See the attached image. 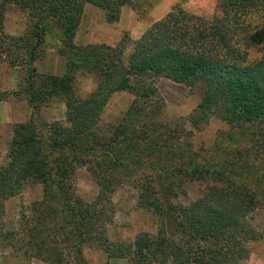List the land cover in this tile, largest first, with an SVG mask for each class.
Masks as SVG:
<instances>
[{
    "label": "trees",
    "instance_id": "16d2710c",
    "mask_svg": "<svg viewBox=\"0 0 264 264\" xmlns=\"http://www.w3.org/2000/svg\"><path fill=\"white\" fill-rule=\"evenodd\" d=\"M129 2L0 0V62L29 68L17 88L0 92V99L24 97L33 112L27 121L11 126L0 163V243L8 235L1 219L2 202L25 185L39 184V223L27 228L24 236L33 256L48 264H88L80 244L89 238L107 259L122 258L128 264H245L249 243L264 234V227L254 223L256 215L264 216V177L251 160H227L223 166L169 165L180 134L157 121L161 110L154 108L153 82L162 77L200 85V98L187 122L199 128L215 115L232 129L253 126L250 141L256 153L264 151V0H217L218 12L210 17L175 5L133 40L123 33L114 45L73 42L84 4L102 10L104 21L113 24L121 6ZM11 4L25 12L30 24L20 36L3 29ZM45 38L60 46L64 57L60 75L37 73L31 66ZM249 46H257V58L248 57ZM77 71L91 73L95 81L82 97L72 93ZM120 90L133 95L132 106L121 119L123 127L108 135L99 133L101 110ZM54 96L63 98V119L35 120L34 112ZM155 130L157 138L150 136ZM95 155L101 161L92 162ZM84 165L98 185L89 202L73 193L71 179L75 168ZM128 166L152 171L157 178L164 168L185 172L191 179L205 180V187L181 204L170 202L161 187L158 198L149 184L140 185L137 204L153 210L155 232L139 231L131 241H110L105 237L110 216L102 209L111 207L110 184L116 183L111 173ZM43 199L50 205L44 206Z\"/></svg>",
    "mask_w": 264,
    "mask_h": 264
},
{
    "label": "rangeland",
    "instance_id": "374dc122",
    "mask_svg": "<svg viewBox=\"0 0 264 264\" xmlns=\"http://www.w3.org/2000/svg\"><path fill=\"white\" fill-rule=\"evenodd\" d=\"M130 1L121 6L118 21L113 24L106 23L105 26L99 21L97 10H86L73 42L86 44L91 43L87 42L90 39L94 43L114 45L123 33L129 40H133L151 22L164 16L175 5L204 17H210L218 12L217 0ZM4 15L3 29L7 34L20 36L30 28V24L25 18V12L18 7L12 4L8 5ZM90 30H92L91 37L88 33ZM52 32L58 36L56 28H53ZM44 41V45L37 50L36 58L31 62V66L35 67L37 73L62 74L64 57L59 53L60 46L52 38H45ZM258 54L257 46L248 47L249 58H257ZM11 68L17 73V81H21V78L26 75V71L29 70L28 67L11 66ZM72 83V93L82 97L94 87L95 81L91 73L77 71ZM153 85L156 89L153 99L156 101H153L154 108L161 110L156 118L157 121L174 128L175 134H180L176 148L172 146L173 160L168 163L169 165L182 167L193 162L199 166L204 164L223 166L227 160L236 162L251 160L259 170L258 175L264 177V151L256 153L257 148L250 141L253 126L244 125L245 130L232 129L226 122L212 115L199 128H193L186 118L200 98L201 86L175 83L162 77L157 78ZM132 99L133 95L127 90L115 91L109 96L97 121L99 133L108 135L115 127L117 130L123 127L121 119L124 113L131 108ZM64 110L63 98L54 96L47 104H43L34 112V119L39 118L46 122L55 119L62 120ZM156 133L155 130L150 136L157 138ZM131 141L133 144L136 143L134 140ZM6 146L7 143L4 154ZM94 147L98 148L99 144ZM4 154L2 155L0 152V163L5 159ZM100 158L95 155L92 157V162L101 161ZM147 160L153 159L147 157ZM163 170L158 178L152 171L133 169L131 166L122 168L121 172L117 174L116 172L111 173L116 179V183L110 184L111 191L108 194L111 207L105 206L102 209L107 217L110 216L109 221L105 224V237L108 240L131 241L139 231H147L150 234L155 232L156 219L153 210L150 207H140L137 204L138 194L141 191L140 185L144 188V185L149 184V188L155 192L158 198L161 194L158 187H161L162 195L167 196L170 202L181 204L197 197L205 187V180L191 179L185 172H170L165 168ZM102 175L110 176L105 172ZM71 179L73 193L76 196L86 202L95 197L98 185L85 165L75 168ZM164 188L165 190H163ZM41 197V186L28 184L19 194L2 202L1 219L3 228L8 235L5 242L0 243V264H48L33 256V247L28 245L27 238L24 236L25 232L28 233L27 228L39 223L36 222V206ZM43 205H50V201L43 199ZM65 219H72V217L65 216ZM254 223L260 228L264 227L263 214L256 215ZM80 246L81 254L88 264H128L122 258L107 259L104 251L90 238ZM249 247V255L245 264H264V234L250 242Z\"/></svg>",
    "mask_w": 264,
    "mask_h": 264
},
{
    "label": "crops",
    "instance_id": "0c3cea01",
    "mask_svg": "<svg viewBox=\"0 0 264 264\" xmlns=\"http://www.w3.org/2000/svg\"><path fill=\"white\" fill-rule=\"evenodd\" d=\"M97 10L99 21L105 26L106 22L103 19V12L99 8L86 3L83 6L82 15L75 31L74 38H76L80 24H82V19L84 17V12L86 10ZM89 37H91L92 30L89 32ZM87 42L94 43L93 41L87 40ZM17 73L11 66L0 62V92L1 91H11L15 90L18 85ZM32 112L30 105L24 97L15 98L7 97L0 99V152L3 155L5 145L8 142L11 135V126L16 123H22L28 120Z\"/></svg>",
    "mask_w": 264,
    "mask_h": 264
}]
</instances>
